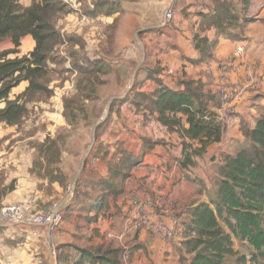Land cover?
<instances>
[{"label":"crops","instance_id":"1","mask_svg":"<svg viewBox=\"0 0 264 264\" xmlns=\"http://www.w3.org/2000/svg\"><path fill=\"white\" fill-rule=\"evenodd\" d=\"M60 1L70 9L56 21L60 34L80 37L84 42L83 49L78 46L73 49L90 60L102 59L110 68L103 77L105 85L102 89L112 92L105 94L103 91L100 95L107 98V115L96 125L91 145L98 150L99 157L92 164L93 156L86 158L87 161H84L85 155L60 157L57 167L67 179L65 191L64 186L37 179L31 172L35 157L18 156V147L11 146L9 150L14 151L4 157L9 141L15 137L12 134L15 128L0 124V205L31 199L36 211L60 206L68 194L72 174L75 190L62 206L63 222L52 235L46 229L1 223L0 264H74L79 258L76 248L97 246L121 249L120 264H188L190 256L185 254L183 233L171 243H165L145 229L130 228L127 218L135 213L130 201L148 197L152 200L149 210L153 216L164 210L180 209L182 222L188 207L207 203L199 196V189L207 184L210 166L218 163L220 154L235 155L247 144L238 132L239 123L248 118V113L256 114V105L263 104L260 113L254 115L251 129L264 112V99H258V96H264V85L231 104L234 118L225 120L221 141L209 146L202 158L196 159V165L187 168L181 166L183 155L179 135L163 127L154 116L146 115L145 119L144 112H137L132 105L133 95L136 92L152 93L157 81L171 89H179L178 83L183 80L201 82L205 92L213 93L222 65H226L232 82L243 76L247 66L257 67L264 75V0H250L244 15H240V23L242 19L249 22L237 29L235 39H225L223 33L205 25V16L218 0H135V3L134 0H111L113 6L119 8V13L111 16L89 15L94 0ZM232 4L239 9L242 0H232ZM169 8L173 11V19L166 21L164 12ZM151 11L154 20L147 18ZM116 18L118 25L111 42L107 29ZM129 33L132 38L140 35L141 42L128 41L126 35ZM197 35L214 41L215 47L211 57L193 63L200 59L193 42ZM239 44L244 47V53L233 59L232 53ZM70 49L67 42L57 48L68 66L73 64ZM19 51L24 55L21 46ZM120 68L125 70L122 74ZM27 86V82H22L12 90V97L24 92ZM220 106H211L210 110L217 114ZM144 141L160 144L146 147ZM238 143L240 147L230 154L227 149ZM117 151L130 156L124 158L121 166L114 157ZM64 159L77 165L75 173L69 171L68 174L61 168ZM110 169L117 173L116 180H110ZM111 184L122 192L106 196L107 186ZM157 192L161 195L158 202L155 201ZM100 202L103 204L101 210ZM107 233L121 239L106 238ZM61 253L62 259L58 261ZM125 254L127 259L124 261ZM182 259L187 262L182 263Z\"/></svg>","mask_w":264,"mask_h":264},{"label":"trees","instance_id":"2","mask_svg":"<svg viewBox=\"0 0 264 264\" xmlns=\"http://www.w3.org/2000/svg\"><path fill=\"white\" fill-rule=\"evenodd\" d=\"M32 1L29 7L24 8L18 0H0V43H10V48L0 50V124L8 128L17 129L22 125L28 114L29 97L36 94H45L47 98L52 96V90L42 81L50 71L48 64L55 60L60 44L67 42L71 48L72 65L80 76L76 87L78 100L98 99L97 87L105 85L102 77L110 72L102 59L90 60L73 49L74 46L83 49L84 42L80 37L60 34L56 21L70 12L63 2ZM231 2L214 1L213 9L205 16V25L223 33L225 39H235L237 33L234 30L249 22L242 19L240 23V15H244L250 0H242L239 9ZM116 13H119V8L114 7L111 0H94L93 10L88 12L93 16ZM117 25L118 18L107 29L111 42L114 36L112 32ZM228 27H232V30ZM26 36L32 38L34 47L21 55L19 48ZM193 42L200 53V59L193 63L211 57L214 41L197 35ZM22 82L28 83L27 88L12 97V90ZM178 87L171 89L157 81L152 93L136 92L132 105L137 112H144L145 119L146 115L154 116L163 127L179 135L183 155L181 166L187 168L195 166L196 159L202 158L209 146L221 141L225 127L217 119L216 113L210 110L211 106L219 104L214 93L205 92L198 81L183 80ZM70 106L71 101L65 99L63 118L67 122L70 116L74 118L68 113ZM243 136L247 144L235 155H221L220 164L215 170V188L213 194L207 196V203L191 205L185 211L187 219L182 222L185 232L183 247L185 254L190 256L188 264H246V256L234 249V241L248 251L251 263L264 264V112L253 128L244 129ZM59 142L60 138L47 136L39 143L38 159L33 162L31 172L37 179L66 187V191L67 179L57 167L61 157ZM144 144L151 147L160 143L144 141ZM90 156L99 157L98 150L91 148L87 159ZM114 157L119 159L121 166L124 158L130 156L117 151ZM110 171V180H116L117 173L112 169ZM107 187L106 196L122 192L113 184ZM102 207L100 202L99 210ZM64 215L63 212L62 222ZM76 250L79 258L74 264H120L122 251L119 248L97 246ZM62 255L58 256V261ZM185 261L181 260L182 263Z\"/></svg>","mask_w":264,"mask_h":264},{"label":"rangeland","instance_id":"3","mask_svg":"<svg viewBox=\"0 0 264 264\" xmlns=\"http://www.w3.org/2000/svg\"><path fill=\"white\" fill-rule=\"evenodd\" d=\"M18 1L24 8H27L31 4V0ZM152 11L149 12V15L147 16L149 20H154L155 18V16H152ZM63 24L68 23L63 22ZM227 29L232 30V27H228ZM234 31L237 32V30ZM114 32H112V35L114 34ZM126 36V39L128 41H132L133 43L141 42L140 35H133L134 37L132 38V33H129ZM135 36L137 39L135 38ZM7 48H10V43L8 41L0 43V50ZM32 48L33 41L31 37L23 38L21 45V53L26 54ZM48 67L50 71L46 79L42 81V83H44L49 89L52 90V96L50 98H47L45 94H36L29 97V103L27 104L28 114L23 120L22 125L19 128L14 129V131L12 132L13 136L15 137L9 141L8 147L6 148V151L4 153V157H8L9 154L14 151V149L9 150V148L13 146V148L18 147L20 149L18 152V156H34L36 161L38 159V145L48 135L56 139L60 138L59 147L61 148L62 152L61 157H82V155H86L87 153L89 154L90 152L91 145L93 144L95 133L98 127L96 125L107 115L105 110L107 98L103 96L101 97L100 95L101 93H103V91L105 94L111 93L112 91L108 92L107 89H102L103 86H98V99L94 98L91 100H78L76 87L80 76L77 73L75 74V69L73 68L72 63H70L69 66L66 65L63 60V56L61 54H57L56 51L55 60H51L48 64ZM124 71L125 70L123 68L119 69L120 74H122ZM262 85H264V81ZM262 85H260L259 87L261 88ZM65 99H69L71 101V106L70 110H68V113L74 115V118L72 116L69 117L68 122L62 116L64 112L63 103ZM258 99L263 100L264 96H258ZM212 103H215V101L212 100ZM262 105L263 104L259 103L258 106L256 105V107H254L256 114L248 113V118L244 120L241 119V122L239 123L238 127V132L241 134L242 137H244V129H250L251 124L253 123L254 115L260 113ZM12 134L8 135V137H10ZM17 141H19L18 145H14ZM28 147L33 148L35 152L33 153L31 150H29ZM238 147H240V143L233 144L231 148L227 149V151L230 152V154H233L236 152ZM218 158V163H215L214 165L210 166V170L208 169L210 175L207 176V184H204V186L199 189V196L203 197L205 202H207V196L209 194L212 195L215 188V170L216 167L220 164L221 154ZM61 165V168L65 171H68V174L69 171H71V174L75 173V171L77 170L76 168H78L75 163L73 164V162H71L70 160L68 161L66 159L61 162ZM73 175L74 174H72L70 177L71 183L69 184L68 189H73ZM192 179L198 180V177H193ZM73 193H75V190L73 191ZM51 208L52 206H50L48 210ZM48 210H45L44 212ZM180 214H182V212ZM186 219L187 218H185V220ZM184 233L185 232H183V236L185 235ZM234 242V249L241 255L246 256V264H255L256 262L251 263L248 251L243 248L240 243L236 241Z\"/></svg>","mask_w":264,"mask_h":264},{"label":"built area","instance_id":"4","mask_svg":"<svg viewBox=\"0 0 264 264\" xmlns=\"http://www.w3.org/2000/svg\"><path fill=\"white\" fill-rule=\"evenodd\" d=\"M164 19L171 21L173 19V11L169 8L164 12ZM244 53V47L237 45L232 53L233 59H238ZM221 73L218 77V82L214 86V94L220 101L217 119L224 124L225 120L233 119V111L231 104L241 101L244 96L256 90L264 81V75L256 68L247 66L243 76L235 81H230L227 75L226 65H222ZM97 161L96 157L90 159V164ZM119 162V159H116ZM155 189V188H153ZM72 189H68L71 191ZM156 190V189H155ZM161 198L160 192H157L156 202ZM151 199L145 197L143 200H131L134 205L135 213H132L128 218V225L133 229H145L151 235L158 237L165 243H171L175 240L178 234L183 232L181 221V210L171 209L164 210L160 215L151 214L149 208ZM62 208L59 205L52 206L46 212L36 211L33 207V201L27 199L22 203L12 205H0V224L8 223L11 225H21L38 229H46L49 235H52L58 230L62 223ZM39 236V235H37ZM106 238L121 239L120 236H114L112 233H107ZM127 259L125 254L123 260Z\"/></svg>","mask_w":264,"mask_h":264},{"label":"water","instance_id":"5","mask_svg":"<svg viewBox=\"0 0 264 264\" xmlns=\"http://www.w3.org/2000/svg\"><path fill=\"white\" fill-rule=\"evenodd\" d=\"M87 156H88V153L84 156V161L86 160ZM84 161H83V164H84ZM72 193H73V189L71 191H69V193L66 195L65 199H63V201L61 202V204L59 206L60 208H63L62 206L67 203V201L71 197Z\"/></svg>","mask_w":264,"mask_h":264}]
</instances>
